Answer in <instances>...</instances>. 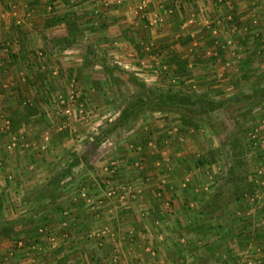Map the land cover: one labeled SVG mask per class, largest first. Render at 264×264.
I'll list each match as a JSON object with an SVG mask.
<instances>
[{"label": "rangeland", "instance_id": "obj_1", "mask_svg": "<svg viewBox=\"0 0 264 264\" xmlns=\"http://www.w3.org/2000/svg\"><path fill=\"white\" fill-rule=\"evenodd\" d=\"M158 1L142 3L147 6ZM199 1L198 6L205 4V0ZM196 9L193 10L198 13ZM137 10L141 12L139 7ZM137 10L136 16L140 14ZM202 19L194 18V30L189 28L193 23L160 26L152 20L151 29L142 24L144 33L150 30V34L156 35L158 30L167 31L169 27L168 32L174 36L194 32L198 38H205L201 43L182 47L183 53H188V58L181 57L187 62L185 70L173 69L178 57L166 59L157 55L150 64H136L137 60L129 64L127 57L131 58L129 54L137 50L144 57L158 51L162 54L161 44L148 48L141 34L134 35V45L127 44L126 39L117 40L116 45V39L96 41L90 31L54 46L60 49L64 44L86 52L87 82L69 89L68 85L76 80L73 72H49L50 75L32 78L38 86L23 80V88L19 89L21 107L12 118H5L0 127L4 129L0 135V264H182L176 252L169 257L154 244L153 237L163 233L161 222L156 223L157 229L151 223L134 234L131 243L120 240V244L121 237L113 231L117 227L115 222L120 224L123 217L126 220L129 216L121 215L120 210L116 216L112 211L130 202L129 198L137 199L131 194L138 192L147 178H158L159 169L154 163L160 158L156 152L158 142L163 147L159 151L170 153L165 156L169 163L182 164L176 169V177L199 178L196 184L187 185L192 186L190 192L197 193V200L201 194L203 199L217 194L213 196L214 209L206 215L182 216L186 221L181 223L199 222L193 226L199 229L192 236L186 229L183 231V226L176 232L183 238L178 243L188 245L183 249L178 245L177 252L184 251L188 258L196 255L199 264H264V91L254 94L264 89V24H251L253 31H257L249 36L251 40L247 39L246 30L240 33L239 38H246L247 42L235 50L237 54H229L227 48V55H222L224 50L216 51L219 46ZM175 44H170L172 50L177 48ZM203 46L205 51L198 49ZM44 48L47 51L48 47ZM194 49L200 54L207 52L210 57L189 55ZM31 51L36 53V49ZM116 53L124 54L117 59ZM165 60L173 62V66L158 72L143 69ZM88 74L92 77L89 82ZM51 79L57 86L52 85ZM169 91L190 93L196 100L206 96L216 104L190 106L200 127L196 131L198 136L195 132L187 135L191 138L190 146L179 139L173 119L167 120V139L163 138L162 128L153 126L157 102L153 107L150 104L158 100L159 94ZM96 97L107 101L100 111L94 105ZM126 112L130 115L125 116ZM144 142L146 147L149 142V147L158 153L154 158H150L152 153L148 154L150 157L139 153L137 146L143 148ZM133 143L130 157L136 159L131 161L129 157L127 162L126 147ZM237 150H243V154L238 156ZM180 151L182 156L176 154ZM145 162L147 166L152 162L150 172ZM125 163L126 168H121ZM230 168L241 172L239 183L231 180ZM187 203L190 209L197 207L196 202L194 206ZM159 218L158 214L151 220ZM139 220L143 223L142 218ZM105 225L109 228L107 233L102 231ZM170 239L176 246L175 238ZM125 242L129 244L126 246ZM194 262L188 259L186 264Z\"/></svg>", "mask_w": 264, "mask_h": 264}, {"label": "crops", "instance_id": "obj_2", "mask_svg": "<svg viewBox=\"0 0 264 264\" xmlns=\"http://www.w3.org/2000/svg\"><path fill=\"white\" fill-rule=\"evenodd\" d=\"M142 1L143 0H0V127L3 126V120L5 118H12L18 108L21 107L19 105V98L22 95L20 90L23 88V80H29V83L32 82L34 86H38L39 84L32 81V78L45 74L50 75V73L55 74L58 72L64 74L65 72H73L76 80L75 83L68 85V88L70 86L77 87L81 85V82H87L84 78L86 77V63L88 59L86 52L79 47L74 49L64 44L60 49L54 48L55 43L67 41V38H74L77 35L80 37L83 34L86 35V32L91 31L90 33L94 34L92 37L95 38L96 41H100L101 39H109L112 41L116 39L115 44L117 45V40L126 39L128 40L127 44L131 42L134 45L135 36L137 35L140 37L142 35L143 42L148 48L157 47V45L161 44L160 46L163 48L161 49L162 54H159L160 51L155 53V51L153 52L152 50L155 54L148 53L145 55L146 57H144L137 50L138 52L136 51V53H128L132 57H127L126 61L129 64L133 60H137L136 64L139 61L141 63L138 64H150V61L156 58L157 55L159 58L164 56L166 59H175V57H178L174 63L165 60L164 63H158L156 66L153 65L152 68L146 65L143 67L146 72H158L163 71L165 68H170L168 65L173 66V64L174 70H181L178 65V60L182 59L181 57H186L188 54L183 53L182 47L187 43H201V41H205V38H198V35L194 32H183L182 35L174 36L168 32L171 30L169 27H167V31L161 29L157 31L158 33L156 35H153L150 34V30L144 33L145 31L142 24H146V26L151 29L149 24L151 25V21L153 20L160 23V26L166 24L167 26L177 25V27H179L184 23L192 24L194 18H203V25H207L208 28H210L208 29V33L212 35V40H215L214 42L219 46V49L216 51L220 53L221 49L224 50L228 48L230 50L229 54L231 55L237 54L235 50L241 49L243 46L242 42H247L246 38H243V40L239 38L240 33L246 30L245 32H248L245 33L247 39L251 40L254 34L256 35L257 33V31H253L254 26H251V24H259L261 26L264 24V0H205V4L201 2L199 6V0H160L148 4L147 6H144ZM138 7L141 9V12L137 10ZM152 8L155 9L154 12L151 11ZM194 8H197L196 10L199 12H194ZM134 10H137L140 14L136 16ZM194 24L195 23L192 24L193 26H189L191 30H194ZM243 24H245L246 27H243ZM220 25H222V27H219ZM140 26L142 29H139L138 32L135 31ZM124 29H126V31H124ZM251 35L252 37H249ZM60 36H62V39H60ZM176 42L181 45L178 46ZM175 43L177 44V48L172 50L170 44L174 47L173 44ZM120 46H123V44L120 43ZM44 47H48L47 51ZM202 48L204 51L206 50L204 46L198 49L203 50ZM31 49H36V53L34 54V51H31ZM198 49L196 51L195 49L193 51L191 50L189 55L194 57L199 55L200 52ZM224 51H221L222 55H227V51ZM124 53H116L115 56L118 59V56H122ZM210 53L213 54L212 52ZM200 55L204 57L209 56L207 52ZM136 69L138 70V68ZM246 70L247 68L243 71ZM87 77H89L88 82L89 80L91 81L92 77L89 74ZM51 82L52 85L57 86L54 80L52 81L51 79ZM29 83L28 86L30 85ZM61 84H65L64 81H62ZM81 98L82 97H80V99ZM96 98L98 101L94 102V105H96L98 107L97 110L100 111L103 109V106L106 105L104 101H107L102 100V98ZM154 110H157L156 113H153L154 119H148L156 123H153L154 128H162L165 132L163 138L167 136L166 132H168L166 127L168 124L167 120L173 119V122L176 124V128L174 129L178 130L176 133H179V139L185 141L188 146L192 145L190 141L191 138L187 135L194 132L196 133V131L200 130L198 124L199 119L196 116L194 117V121L197 123L198 128L184 125L181 121V115L177 111L155 107ZM141 116L145 117V114L141 113ZM209 127H211V125H209ZM215 128L213 127V129ZM2 130L4 129L0 128V135ZM159 132L160 131H158V134ZM196 134L192 135V137ZM187 137L189 141L186 139ZM148 143V147L145 146L144 142L143 148L140 146H137V148L139 147V150L141 149L139 151L140 154H147V156H149L148 154L152 153L150 154L152 157L149 156L150 158H154L158 153L160 154V158L154 162L156 164L155 166L159 169V176L154 179L147 178L148 182L141 185L142 187H140L138 192L134 191V193L131 194L132 198L137 199L133 201L128 197L129 200H131L130 202H125L123 205L118 206L120 209L112 211L116 216L119 215V210L123 212L121 215L126 214L129 216L126 217V220L123 217L120 224L115 222L114 225H117V227L114 228L113 231H115L114 233L117 236L121 237L119 239L120 244L123 242L120 240H130L131 243L134 241V234L151 226V223H154L155 229H157L156 223L161 222L163 233L153 237L155 238L154 244L156 247L159 246L169 257L172 256V253L176 252L179 263L182 262V264H186L188 259H192L195 261L194 264H199L198 258L195 257L196 255L188 258L190 256L184 251L180 253L177 252L175 248L178 245L180 247L182 245L178 243L180 236L178 235V237L176 232L182 229L183 226V231L186 229V231L190 233L189 236H192L191 233L199 229L193 228V226H198L199 222L196 224L194 223V225H188L187 223L183 224L181 222H185L186 220L182 219V216L187 217L189 214L196 215L197 217L206 215L208 210L214 209L213 206H215V203L214 205L212 203L216 202V198L214 199L213 196L217 194L214 193L212 196L205 197L206 199H203L204 196L201 194L202 196L197 200V193L190 192V190L192 191V186L189 187L187 185L188 183L190 185L193 183L196 184L195 180L199 178L197 176L192 178L191 175L184 178L176 177L175 175H178L176 169L182 167V164L177 161L176 163H169L170 159L167 157L165 158V156L167 154L170 156V153L159 151V149L163 148L160 146L159 142L156 143V145L159 146L158 151H156L158 152L157 154L153 151L155 150L154 147H149V144H152V142L150 141V143ZM133 146L134 143L126 147L128 149L126 150L127 162L129 157L133 156ZM166 149L168 150V148ZM176 154H178V156L183 155L181 151ZM130 158H132L130 159L131 161H135L134 159H136L135 157ZM177 160L182 159L180 158ZM115 162L117 161L115 160ZM144 164L147 171L150 172L152 162H149L148 166L146 165L147 162ZM198 165L195 167H198ZM126 166V163L122 164L121 168H126ZM131 166L134 167L135 165ZM188 168L192 169V166H188ZM83 180H85V178ZM137 181L139 182V180ZM187 202H190L192 206L195 205L193 202H196L197 207L195 209H190L191 207H189ZM121 208L125 209L123 210ZM158 214L161 218L155 221L151 220L152 216ZM146 215H150V218H146ZM139 218L143 219V223H138V221L141 222ZM140 227L141 229H139ZM155 229H153L154 233ZM102 231L103 233H107L109 228L105 225ZM149 231L151 232L152 230L149 229ZM169 238H175L177 242L176 246L175 243L170 242L171 239L169 240ZM180 239L183 241V238ZM125 244L127 246L129 243L125 242ZM213 244L216 243L213 242ZM194 246H197V244ZM185 247H188V245H183L182 249ZM126 255L128 256L127 252ZM130 258L135 260L133 257ZM167 259V261H169V258Z\"/></svg>", "mask_w": 264, "mask_h": 264}, {"label": "trees", "instance_id": "obj_3", "mask_svg": "<svg viewBox=\"0 0 264 264\" xmlns=\"http://www.w3.org/2000/svg\"><path fill=\"white\" fill-rule=\"evenodd\" d=\"M186 60L184 59H180L178 60V65H179V68L185 70V65H186ZM264 91V89H260V90H256L254 92V94H259L260 92ZM165 94L164 93H161V96L159 94V98L158 100L156 101H153L150 106H153L154 102H157L154 107L155 108H164L166 110H173V111H177L180 113L181 115V121L184 125H187V126H194L195 128H198V125L197 123L194 121V115L191 114V109H190V106H196V105H199V103H202L203 105H216L214 103V101H211L209 99H207L206 96H202V97H197V100L194 99V95L192 97V94H187V93H184V92H178V93H175V92H166V95L164 96ZM139 102H141L142 100H138ZM144 102V101H142ZM130 115V112H126L125 116H129ZM238 142V141H236ZM237 146V145H236ZM238 153V156L242 155L243 154V150H237ZM239 161V164H241V159L238 160ZM239 169V168H238ZM229 173H230V178L231 180H236L238 181V183L240 182L241 180V172L240 171H237L235 168H234V172L232 170V168H230L229 170Z\"/></svg>", "mask_w": 264, "mask_h": 264}, {"label": "built area", "instance_id": "obj_4", "mask_svg": "<svg viewBox=\"0 0 264 264\" xmlns=\"http://www.w3.org/2000/svg\"><path fill=\"white\" fill-rule=\"evenodd\" d=\"M150 1H155V0H144L145 3L150 2Z\"/></svg>", "mask_w": 264, "mask_h": 264}]
</instances>
